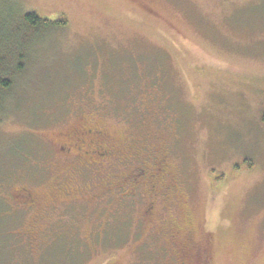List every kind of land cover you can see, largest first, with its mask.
<instances>
[{
    "label": "rangeland",
    "instance_id": "rangeland-1",
    "mask_svg": "<svg viewBox=\"0 0 264 264\" xmlns=\"http://www.w3.org/2000/svg\"><path fill=\"white\" fill-rule=\"evenodd\" d=\"M0 70V264H179L171 223L195 264H264V0H0ZM82 127L113 158L61 155ZM160 158L183 191L168 212L104 185Z\"/></svg>",
    "mask_w": 264,
    "mask_h": 264
},
{
    "label": "flooded vegetation",
    "instance_id": "flooded-vegetation-1",
    "mask_svg": "<svg viewBox=\"0 0 264 264\" xmlns=\"http://www.w3.org/2000/svg\"><path fill=\"white\" fill-rule=\"evenodd\" d=\"M100 136V131H97L93 128L82 127L72 137H70V141L60 146L59 151L61 155L63 154V156L74 151L76 152L75 155L77 158L86 160L85 163L87 165H92L91 160L94 158H98L101 160L106 158H113V154L117 151L115 150L114 146L112 145L111 147L108 142L106 143L105 141H99L97 138H100ZM88 137L94 139L87 142L85 141V138ZM94 140H97V142H94ZM131 159L132 156L130 155V157H125V159H122L120 161L128 162ZM120 161H117L118 165L122 163ZM149 170L147 171L149 172ZM148 172H146L145 168L140 170V175H138V172L136 171L129 174L125 178H122V180L118 184V188H111L112 186H117V184L114 185L105 181L104 185L110 188L109 192L115 191L119 188H123L122 190H120L122 191L121 194L123 196L126 197V195L129 194V197L137 198L138 195H136V193H128V188H133V185L139 182L141 186H147L145 194L148 196L149 200L147 201L146 205V216L148 215V217H151L153 215V206L155 200L154 198H161L164 204V209L168 212L170 207L172 208L173 206L177 205V203L181 202V200L183 199V191H181L180 189L179 182L171 176L168 165L164 158L157 159L152 171L150 173ZM101 185L102 183H100V186ZM75 190L70 187V184L65 183L60 184V188L58 189L57 193L59 196L67 199L66 202H70L71 200L69 198L75 195V193H78V191ZM13 199L19 203V206L22 207L23 210L25 209L26 211H35L36 215H34L33 220L41 218L47 213V209L50 208L48 206H45L37 212L38 198L36 195H34L31 189L21 188L13 191ZM170 226L171 228L169 232L166 230V233L168 235V238H170V242L175 247L172 249V252L179 255V264H195L196 258H194V256H196V254L193 255L191 260L192 253H202L203 250L199 249L200 247H198L197 245L190 246V242L192 243V241L190 239L189 232L185 233L186 236L182 239V237H180L181 229L174 223H171ZM35 229V226H33L31 228V232H34ZM196 264H199V261H196Z\"/></svg>",
    "mask_w": 264,
    "mask_h": 264
},
{
    "label": "trees",
    "instance_id": "trees-1",
    "mask_svg": "<svg viewBox=\"0 0 264 264\" xmlns=\"http://www.w3.org/2000/svg\"><path fill=\"white\" fill-rule=\"evenodd\" d=\"M47 21L39 18L34 13H27L23 16V24L31 31H37L42 26H46ZM59 26L66 25V19L63 15L60 16V20L58 21ZM11 86V80L5 74V71L0 70V91H6ZM263 121H264V112H263Z\"/></svg>",
    "mask_w": 264,
    "mask_h": 264
}]
</instances>
